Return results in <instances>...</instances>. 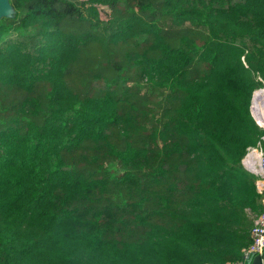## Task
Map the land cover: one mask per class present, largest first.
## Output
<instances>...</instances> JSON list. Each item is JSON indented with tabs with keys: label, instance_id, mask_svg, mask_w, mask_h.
Wrapping results in <instances>:
<instances>
[{
	"label": "trees",
	"instance_id": "trees-1",
	"mask_svg": "<svg viewBox=\"0 0 264 264\" xmlns=\"http://www.w3.org/2000/svg\"><path fill=\"white\" fill-rule=\"evenodd\" d=\"M9 2L0 264L244 260L264 0Z\"/></svg>",
	"mask_w": 264,
	"mask_h": 264
},
{
	"label": "built area",
	"instance_id": "built-area-1",
	"mask_svg": "<svg viewBox=\"0 0 264 264\" xmlns=\"http://www.w3.org/2000/svg\"><path fill=\"white\" fill-rule=\"evenodd\" d=\"M262 86L256 89H264V81ZM255 89V90H256ZM250 101V113L255 120L256 124L264 129V105L258 103L256 106L253 105V93ZM264 140V134L260 136V140L255 144L248 146L246 152L241 160L242 165L249 172L256 176V187L260 188L259 182L264 177V148L261 145V141ZM259 191V190H258ZM251 241L250 244L244 248V260L234 264H250V258L255 254H262L264 251V210L260 213L253 214L252 225L250 228ZM211 264V263H205Z\"/></svg>",
	"mask_w": 264,
	"mask_h": 264
},
{
	"label": "water",
	"instance_id": "water-1",
	"mask_svg": "<svg viewBox=\"0 0 264 264\" xmlns=\"http://www.w3.org/2000/svg\"><path fill=\"white\" fill-rule=\"evenodd\" d=\"M13 8L9 0H0V17L12 16ZM250 264H264V251L262 254H255L250 258Z\"/></svg>",
	"mask_w": 264,
	"mask_h": 264
},
{
	"label": "bare ground",
	"instance_id": "bare-ground-1",
	"mask_svg": "<svg viewBox=\"0 0 264 264\" xmlns=\"http://www.w3.org/2000/svg\"><path fill=\"white\" fill-rule=\"evenodd\" d=\"M252 103L256 106L258 103L264 105V89H256L253 93Z\"/></svg>",
	"mask_w": 264,
	"mask_h": 264
},
{
	"label": "crops",
	"instance_id": "crops-1",
	"mask_svg": "<svg viewBox=\"0 0 264 264\" xmlns=\"http://www.w3.org/2000/svg\"><path fill=\"white\" fill-rule=\"evenodd\" d=\"M258 182H259V186H260V188H258V186H257V189H258L260 192L263 193L262 200H263V202H264V177H263L260 181H258Z\"/></svg>",
	"mask_w": 264,
	"mask_h": 264
},
{
	"label": "rangeland",
	"instance_id": "rangeland-1",
	"mask_svg": "<svg viewBox=\"0 0 264 264\" xmlns=\"http://www.w3.org/2000/svg\"><path fill=\"white\" fill-rule=\"evenodd\" d=\"M76 1H79V0H76ZM105 10H106V8H105ZM101 17L103 18V19H106V14H104V12H101ZM260 77V76H259ZM261 78V77H260ZM257 79L258 80H260L259 78H258V76H257ZM262 79V78H261ZM255 121V120H254ZM256 123V122H255Z\"/></svg>",
	"mask_w": 264,
	"mask_h": 264
}]
</instances>
